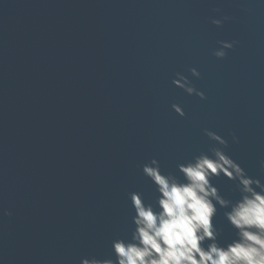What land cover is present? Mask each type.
Instances as JSON below:
<instances>
[{
    "label": "water",
    "instance_id": "water-1",
    "mask_svg": "<svg viewBox=\"0 0 264 264\" xmlns=\"http://www.w3.org/2000/svg\"><path fill=\"white\" fill-rule=\"evenodd\" d=\"M220 41L237 42L223 60ZM205 129L264 178V0H0V264L110 258L134 227L129 193L156 198L143 165L179 176L213 146ZM216 223L230 241L222 209Z\"/></svg>",
    "mask_w": 264,
    "mask_h": 264
},
{
    "label": "clouds",
    "instance_id": "clouds-1",
    "mask_svg": "<svg viewBox=\"0 0 264 264\" xmlns=\"http://www.w3.org/2000/svg\"><path fill=\"white\" fill-rule=\"evenodd\" d=\"M219 13L220 9H215ZM231 19H212L222 27ZM213 55L220 60L233 50L236 41H220ZM193 77L201 73L191 68ZM173 85L189 96L206 100L190 79L177 72ZM172 109L181 118L186 113L179 104ZM213 143L208 152L179 164V176L165 173L153 158L142 171L155 187L156 198L145 202L139 192L129 193L134 210L130 237L112 240V256L106 259L82 258L81 264H264V178H254L226 151L229 143L217 133L204 130ZM233 143H239L235 133ZM264 173V161L260 162ZM221 177L231 181L236 199H226L214 181ZM223 217L233 231L230 241H223V229L216 218ZM5 215L11 217L10 211Z\"/></svg>",
    "mask_w": 264,
    "mask_h": 264
}]
</instances>
